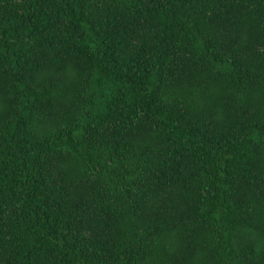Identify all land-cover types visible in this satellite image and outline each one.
<instances>
[{"label": "trees", "instance_id": "1", "mask_svg": "<svg viewBox=\"0 0 264 264\" xmlns=\"http://www.w3.org/2000/svg\"><path fill=\"white\" fill-rule=\"evenodd\" d=\"M0 264H264V0H0Z\"/></svg>", "mask_w": 264, "mask_h": 264}]
</instances>
